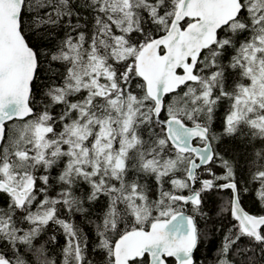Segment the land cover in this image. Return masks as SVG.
Masks as SVG:
<instances>
[{
    "label": "snow or ice",
    "instance_id": "1",
    "mask_svg": "<svg viewBox=\"0 0 264 264\" xmlns=\"http://www.w3.org/2000/svg\"><path fill=\"white\" fill-rule=\"evenodd\" d=\"M252 192L264 0H0V264H264Z\"/></svg>",
    "mask_w": 264,
    "mask_h": 264
},
{
    "label": "trees",
    "instance_id": "2",
    "mask_svg": "<svg viewBox=\"0 0 264 264\" xmlns=\"http://www.w3.org/2000/svg\"><path fill=\"white\" fill-rule=\"evenodd\" d=\"M222 116H223V110L221 109L218 115L216 125H215V130L217 132L222 131V127H223ZM234 146H235V142L228 138H223L222 142L218 145L221 151H225L226 149H231ZM220 171H221L220 169H217V172H220ZM253 187H255V185ZM154 196H155V192H153V197ZM225 196H228V197L230 196V192L228 190H225L218 194L217 193L212 194L209 202L206 205L207 209H211L210 214H215L220 211L222 204L226 201ZM243 204L251 212L258 213V214H261V212H264V209H261L260 204L257 201L254 192L245 195ZM76 219L77 221H79L80 217L77 216ZM216 219L218 220L219 218L216 217ZM224 223L226 227L227 222L225 221ZM85 230L88 231L89 234H91V229L89 227H86ZM50 234H51V230H49V235ZM222 235H223V232L218 233L215 236V238L209 237L208 239H210V242H206L205 244H202L200 246L199 250L195 252V258L199 261V260H204L205 257H207L208 259L207 261H205V264H211V260L213 256L215 255L216 248L220 243V237ZM45 239H47V237H45ZM64 243H65L64 237L62 235H57V242L55 244H51L48 246L50 256H52L53 258L59 259V253ZM93 259H95L97 262L99 261V257H93Z\"/></svg>",
    "mask_w": 264,
    "mask_h": 264
},
{
    "label": "flooded vegetation",
    "instance_id": "3",
    "mask_svg": "<svg viewBox=\"0 0 264 264\" xmlns=\"http://www.w3.org/2000/svg\"><path fill=\"white\" fill-rule=\"evenodd\" d=\"M246 210H248L249 212H251L247 207H245ZM252 214H258V213H254V212H251Z\"/></svg>",
    "mask_w": 264,
    "mask_h": 264
},
{
    "label": "rangeland",
    "instance_id": "4",
    "mask_svg": "<svg viewBox=\"0 0 264 264\" xmlns=\"http://www.w3.org/2000/svg\"><path fill=\"white\" fill-rule=\"evenodd\" d=\"M226 198H225V200H227L228 199V196H225ZM224 204V203H223ZM223 204H222V206H223Z\"/></svg>",
    "mask_w": 264,
    "mask_h": 264
},
{
    "label": "water",
    "instance_id": "5",
    "mask_svg": "<svg viewBox=\"0 0 264 264\" xmlns=\"http://www.w3.org/2000/svg\"><path fill=\"white\" fill-rule=\"evenodd\" d=\"M251 213V212H250Z\"/></svg>",
    "mask_w": 264,
    "mask_h": 264
}]
</instances>
